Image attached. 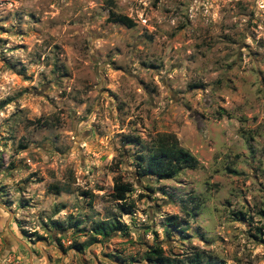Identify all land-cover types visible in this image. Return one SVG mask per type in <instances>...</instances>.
<instances>
[{
    "label": "rangeland",
    "instance_id": "rangeland-1",
    "mask_svg": "<svg viewBox=\"0 0 264 264\" xmlns=\"http://www.w3.org/2000/svg\"><path fill=\"white\" fill-rule=\"evenodd\" d=\"M157 133L198 167L139 177ZM108 219L126 228L95 235ZM155 246L264 264V0H0V264Z\"/></svg>",
    "mask_w": 264,
    "mask_h": 264
},
{
    "label": "trees",
    "instance_id": "trees-1",
    "mask_svg": "<svg viewBox=\"0 0 264 264\" xmlns=\"http://www.w3.org/2000/svg\"><path fill=\"white\" fill-rule=\"evenodd\" d=\"M108 21L121 24L127 28L134 27V22L126 15L109 12ZM40 122L37 120V123ZM46 125L47 122H44ZM198 167L197 159L186 149L180 146L178 139L172 133H157L151 140L149 154L147 157L139 156L136 160V169L139 177L153 176L157 179H172L176 177L183 169H196ZM113 197L117 201L125 200V195L130 191V184L116 181L113 187ZM58 190V189H57ZM120 209L125 214L131 213V207L120 205ZM169 225L172 229H177L180 224L176 216H169ZM126 226L118 220H104L98 222L94 227L95 235L106 237L113 232L123 231ZM145 259L151 264H204L201 253H194L187 262L177 260L165 255L162 248L150 247L145 252Z\"/></svg>",
    "mask_w": 264,
    "mask_h": 264
}]
</instances>
